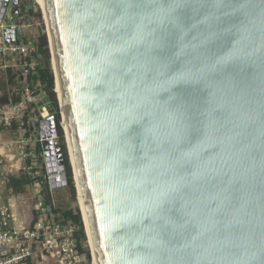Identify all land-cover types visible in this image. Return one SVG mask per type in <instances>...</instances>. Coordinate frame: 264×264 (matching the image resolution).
<instances>
[{
	"label": "water",
	"instance_id": "95a60500",
	"mask_svg": "<svg viewBox=\"0 0 264 264\" xmlns=\"http://www.w3.org/2000/svg\"><path fill=\"white\" fill-rule=\"evenodd\" d=\"M41 11L95 263L264 264V0ZM39 134L50 188L66 187L53 116Z\"/></svg>",
	"mask_w": 264,
	"mask_h": 264
},
{
	"label": "built area",
	"instance_id": "2783aa9c",
	"mask_svg": "<svg viewBox=\"0 0 264 264\" xmlns=\"http://www.w3.org/2000/svg\"><path fill=\"white\" fill-rule=\"evenodd\" d=\"M8 27L5 21L0 20V56L16 58L30 55L33 51L30 43L18 41L15 44H7L5 42L3 34ZM34 65L31 62L28 66L33 69ZM33 102L35 99H32L29 93L24 95L21 103L1 113L0 126L10 127L13 119H16L22 128L26 106ZM39 114L41 121L50 116L44 106L39 108ZM33 143H39L41 146L42 138L39 132L37 138L23 134L15 142L18 156L24 162V174L30 181L29 185L35 197L33 219L28 225L19 223L13 212V204H10L8 208L0 209V264H35L37 259L51 261L54 264H87L85 255L79 252L75 239L76 227L63 226L58 218L51 221L48 216L43 204L40 173L37 168L38 156L34 151ZM40 156L43 158V153ZM44 174L50 188L53 175L48 172L45 165ZM57 174L58 177L61 176L60 172Z\"/></svg>",
	"mask_w": 264,
	"mask_h": 264
},
{
	"label": "rangeland",
	"instance_id": "374dc122",
	"mask_svg": "<svg viewBox=\"0 0 264 264\" xmlns=\"http://www.w3.org/2000/svg\"><path fill=\"white\" fill-rule=\"evenodd\" d=\"M15 1V5L10 8L9 13H8V20L12 18V14L16 13V17L14 19H12V24L15 25V27L17 28L18 31V39L21 41H24L25 43H30L32 44H37L40 34H44L47 38V29H46V25L43 19V15H42V11L41 9L43 8L42 5L40 4L39 0H14ZM27 2H29L32 5V14H29L28 10H22L21 6L23 4H27ZM13 4V2H12ZM38 14H40V16H38ZM6 25H9L8 22L5 21ZM47 44H48V50H49V43H48V38H47ZM49 56H50V66L52 69V57L50 54V50H49ZM29 66H25L23 64H20V62H18V60L14 57H10V56H0V80L2 82H8V90L12 93V94H17V93H21L23 91V88H21V86L18 83L17 80V75L19 72H26L27 68ZM10 69L11 70V74L9 76H7V70ZM53 72V71H52ZM39 89V85H36L33 87V89L27 90L25 91L24 95H26L27 93L30 94L32 99H35V102H33L32 104L34 106H27V110L25 111L24 115H23V121L22 123L24 124V126L22 128H20V124L18 123V121L16 119H13L12 124L10 127H1V131L3 132V135L5 136V138H7L6 140H12V139H17L20 136H22L23 134L26 136H29L30 132H29V127L33 126L34 129L38 128V132H39V123L41 122L40 119V114L38 113V106H39V102L42 101L44 99V93L40 92V94L38 93ZM28 91V92H27ZM57 96V95H56ZM39 99H41L39 101ZM38 104V105H37ZM59 104V103H58ZM59 111H60V107H59ZM61 121V120H60ZM62 130V128H61ZM29 134V135H28ZM37 138V136H36ZM58 143L60 144V146H64V149L66 151V155L68 158V162H69V166H70V170H71V174H72V180L74 179L73 176V170H72V166L70 163V157L68 154V149H67V143H66V138H65V134L62 130V139L58 136L57 138ZM35 151V149H34ZM42 154V153H41ZM38 155V154H37ZM18 158L20 159V157L18 156ZM17 158L12 160L9 166L14 165V167H11V173H7L5 175H3L4 182L7 183L8 178H14V179H20L21 177H23L24 174V163L21 165V167L18 169V164H17ZM42 163L44 166V160L43 158H41L40 154H39V158H38V170L40 173V181L41 183L44 182L46 180L45 178V174L42 171V166L39 163ZM17 165V166H15ZM42 177V180H41ZM74 183V180H73ZM74 188H75V183H74ZM9 189H6V191H4L3 193H5L6 195H3V197L5 198V201L3 200V202H7V198L9 197H13L12 195L15 193L12 192H8ZM14 199L17 203H20V207L22 208L21 210L24 209V207L30 206L31 210L35 204V197H34V193L33 190L29 187L24 188V190L21 193V196H17V194L14 196ZM15 203V202H14ZM52 204L55 207V209L57 210V215L58 218L60 219V221H62V218H65L66 214H73L75 213L77 210L80 213V203L77 197V192H76V188H75V192L74 195L71 193V191L69 190V188L67 187H63L58 189L56 192L53 191L52 192ZM30 210V211H31ZM33 212V211H32ZM30 214V213H29ZM81 215V213H80ZM31 217V216H29ZM33 219V213H32V218L31 220L28 219L29 221H32ZM82 219V217H81ZM84 249L88 251L89 253V257L90 259H87V256L85 255V259H86V263L87 264H93L94 263V259H92V247H91V241H90V237H86V241H84L83 243Z\"/></svg>",
	"mask_w": 264,
	"mask_h": 264
},
{
	"label": "trees",
	"instance_id": "16d2710c",
	"mask_svg": "<svg viewBox=\"0 0 264 264\" xmlns=\"http://www.w3.org/2000/svg\"><path fill=\"white\" fill-rule=\"evenodd\" d=\"M32 8L33 7L29 2L21 6V9L28 10L29 14H32L33 11ZM38 16H40V14H38ZM15 17H16V13L15 14L13 13L12 18L9 20L7 19L6 22H8L9 25L15 26L12 24L13 23L12 19H14ZM18 41L25 43L24 41H21L19 39ZM32 48H33L32 53L27 57H22V56L16 57L18 62H20V64H23L25 66H28L29 63L31 62L35 64L33 69L27 67L29 69H27L26 72L21 71L18 73L16 77L19 85L21 86V88H23V91L21 93L12 94L8 90V82H2L0 80V109L4 107H11L18 105L19 103L22 102L26 89L30 90L33 89L34 86L39 85V89H37L38 93L40 94V92H43L44 99L38 103L39 104L38 108L44 106L49 112V115L55 118L58 136L62 139V130L60 127L59 104H58L57 96L54 92L55 83H54L53 72L50 66V56H49L46 36L44 34H40L38 43L32 44ZM6 72H7V76L11 74L10 69H8ZM27 106L31 107L34 105L32 103H29L27 104ZM27 106H26V110H27ZM36 145L38 146L37 149L38 151L35 150V153L38 154L37 156L39 158V154H41V148L39 147L40 146L39 143H37ZM61 152L63 155L65 173L67 175V181H68L66 187L69 188L71 193L74 195L75 192L74 183L72 180V174L64 146H61ZM39 164H41V166L43 165L41 162ZM42 171L44 173V166H42ZM29 184L30 181L25 174H23V177H21L18 180L12 178L9 180V187L12 188L16 193L22 192L23 187ZM40 188H41V193L43 195L44 207L48 212V216L50 220L53 221L54 219L58 218L57 215L58 213L52 204V192L57 191L58 189L51 190L46 180L40 184ZM60 222L63 226L73 225L76 227L75 239L78 244L79 252L83 255H86L87 259H90L88 251L85 250L83 246L84 241H86V233L79 211L77 210L73 214H66L65 218H62V221Z\"/></svg>",
	"mask_w": 264,
	"mask_h": 264
},
{
	"label": "crops",
	"instance_id": "0c3cea01",
	"mask_svg": "<svg viewBox=\"0 0 264 264\" xmlns=\"http://www.w3.org/2000/svg\"><path fill=\"white\" fill-rule=\"evenodd\" d=\"M8 108L10 107H4L2 109H0V119H2V114L4 111H6ZM29 132H30V135L31 137L33 138H36L37 134H38V128L37 129H34L33 126H30L29 127ZM7 138H5V136L3 135V132L1 131V127H0V209L1 208H8V206L10 204H13L14 205V208H13V212L15 214V217L17 218L18 222L21 223V224H24V225H28L30 224L31 221H29L28 219L31 220L32 218V211H33V208L31 210V207L30 206H27V207H24L23 210H21L22 208L19 206L20 203H17L14 199V196L17 194V196H21V193H16L14 192V190L12 188L9 187V180L11 178H8V181L7 183L4 182L3 180H5L3 177V175L7 174V173H11L10 169L11 167H14V165L12 166H9L10 163L12 160L16 159L17 158V164H18V169L21 167V165L24 163L23 161H21L19 158H18V152H17V149H16V146H15V142L16 140L18 139H12V140H6ZM37 143H33V147L36 151H38V146L36 145ZM41 148V146H39ZM41 152H42V149H41ZM23 162V163H22ZM17 166V165H15ZM14 179V178H13ZM30 185H26L23 187V190L24 188H29ZM31 188V187H30ZM6 189H9L8 192H12V193H15V195L13 194L12 196L13 197H9L7 198V202H3V200L5 201V198L3 197V195H6L5 193H3L4 191H6ZM56 192V191H55ZM15 202V203H14ZM31 210V211H30ZM30 213V214H29ZM31 216V217H29ZM35 264H54L53 262L51 261H40L39 259H37L35 261Z\"/></svg>",
	"mask_w": 264,
	"mask_h": 264
},
{
	"label": "bare ground",
	"instance_id": "6f19581e",
	"mask_svg": "<svg viewBox=\"0 0 264 264\" xmlns=\"http://www.w3.org/2000/svg\"><path fill=\"white\" fill-rule=\"evenodd\" d=\"M39 2L42 5V7L44 8V0H39ZM53 66H54V64H53ZM56 91H57V93L60 96L61 95V86H60L59 81H57V84H56ZM63 126L65 127V130H66V123H63ZM66 134L67 135H65V138H66V143H67V149H68V152L70 154L72 164L74 165V156H73V153H72V150H71V142H70L69 134H68V132ZM55 160H56V162L58 164L57 158H55ZM78 200H79V203H80V208H82V212L85 215V207H84L83 197L81 195V192L78 195ZM89 237H90V234H89ZM87 238H88V236H87ZM90 241H91V238H90ZM91 247H92V243H91ZM92 252H93V248H92ZM92 255H93L92 259H94V263L93 264H96L95 263V258H94V253Z\"/></svg>",
	"mask_w": 264,
	"mask_h": 264
}]
</instances>
